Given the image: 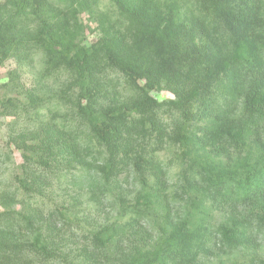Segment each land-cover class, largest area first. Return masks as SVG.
Returning <instances> with one entry per match:
<instances>
[{
	"label": "trees",
	"instance_id": "trees-1",
	"mask_svg": "<svg viewBox=\"0 0 264 264\" xmlns=\"http://www.w3.org/2000/svg\"><path fill=\"white\" fill-rule=\"evenodd\" d=\"M38 53L42 77H66L58 98L74 123L55 122L57 100L29 142L10 136L29 202L0 192V264H72L64 231L78 220L30 205L69 162L72 184L115 210L84 236L82 264H264V0L0 1V66Z\"/></svg>",
	"mask_w": 264,
	"mask_h": 264
},
{
	"label": "rangeland",
	"instance_id": "rangeland-1",
	"mask_svg": "<svg viewBox=\"0 0 264 264\" xmlns=\"http://www.w3.org/2000/svg\"><path fill=\"white\" fill-rule=\"evenodd\" d=\"M1 2L4 0H0ZM110 10L109 4L105 3L99 11ZM80 20L85 27L81 43L85 46L92 45L97 37L95 20L88 14H83ZM43 56L38 53L34 57V61L29 66L20 67L13 61H8L0 66V192L8 191L16 194L15 209H18L22 202H27L24 193L18 188L17 179L22 178L23 164L22 151L16 149L14 143L10 141L11 135L18 133H27L24 138L29 142V135L35 132L39 125L46 123L52 114L49 111H55L54 104L59 106L58 114L55 122L67 121L68 125H72L67 111V105L58 98V92L66 80L64 75H55L49 79L42 77ZM10 78L13 80L10 81ZM7 85V86H6ZM33 91L35 98H39L42 105H39L36 114L29 107H26V92ZM157 101H167L173 96L166 92H152ZM14 100V104H19V108L15 111L8 109L9 113L3 111V105L6 100ZM44 102V103H43ZM41 104V103H40ZM7 110V109H6ZM13 112V113H12ZM12 113V114H11ZM176 149L166 147L158 154V158L167 169L170 184L173 183V175L178 170V160L176 159ZM71 162L65 166L59 167L56 176L52 178L51 186L46 190L43 197H37L30 202L32 207L43 208L50 211L53 208H59L63 213L72 220L76 218L77 227L69 224L65 228L68 249H64L65 253L72 260V264H82L80 258L81 248L85 244L84 236L97 227V224H105L115 219V210L108 203L97 205L89 197L85 190H79L72 184V177L80 175V170L71 167ZM73 198H77L74 204ZM29 202V201H28ZM32 203V204H31ZM63 209H62V208ZM1 210V209H0ZM70 228V230L68 229ZM87 248V246H86ZM83 250V249H82Z\"/></svg>",
	"mask_w": 264,
	"mask_h": 264
}]
</instances>
